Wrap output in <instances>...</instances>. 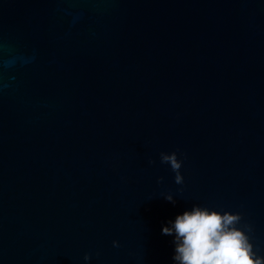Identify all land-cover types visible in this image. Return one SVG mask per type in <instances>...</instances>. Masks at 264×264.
Instances as JSON below:
<instances>
[{"label":"water","instance_id":"95a60500","mask_svg":"<svg viewBox=\"0 0 264 264\" xmlns=\"http://www.w3.org/2000/svg\"><path fill=\"white\" fill-rule=\"evenodd\" d=\"M194 205L264 256V0H0V264H176Z\"/></svg>","mask_w":264,"mask_h":264},{"label":"clouds","instance_id":"9594fccd","mask_svg":"<svg viewBox=\"0 0 264 264\" xmlns=\"http://www.w3.org/2000/svg\"><path fill=\"white\" fill-rule=\"evenodd\" d=\"M160 162L170 166L175 173L176 184H183L182 161L176 152H161ZM162 181L163 177L158 182ZM164 198L173 204L176 202L171 194ZM241 220L239 213L221 214L194 205L191 210L177 215L174 222H169L170 226L163 227L162 233L175 234L173 259L176 264H264V256L257 255L247 234L252 231L251 226L237 227ZM113 246L118 247V242L113 241ZM90 258L85 254V261Z\"/></svg>","mask_w":264,"mask_h":264}]
</instances>
